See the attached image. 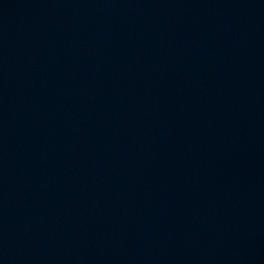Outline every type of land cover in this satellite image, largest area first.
Instances as JSON below:
<instances>
[{
    "label": "water",
    "instance_id": "1",
    "mask_svg": "<svg viewBox=\"0 0 264 264\" xmlns=\"http://www.w3.org/2000/svg\"><path fill=\"white\" fill-rule=\"evenodd\" d=\"M0 264H264V0H0Z\"/></svg>",
    "mask_w": 264,
    "mask_h": 264
}]
</instances>
